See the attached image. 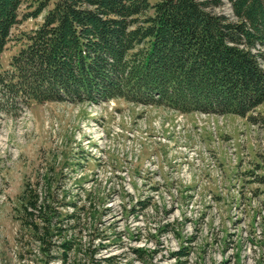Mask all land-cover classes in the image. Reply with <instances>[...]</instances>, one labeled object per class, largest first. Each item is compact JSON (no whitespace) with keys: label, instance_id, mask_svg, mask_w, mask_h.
Wrapping results in <instances>:
<instances>
[{"label":"rangeland","instance_id":"obj_1","mask_svg":"<svg viewBox=\"0 0 264 264\" xmlns=\"http://www.w3.org/2000/svg\"><path fill=\"white\" fill-rule=\"evenodd\" d=\"M43 1L22 0L4 70ZM216 11L234 18L227 0ZM11 110L0 105V264H146L137 248L148 264H264V102L245 117L125 99Z\"/></svg>","mask_w":264,"mask_h":264},{"label":"trees","instance_id":"obj_2","mask_svg":"<svg viewBox=\"0 0 264 264\" xmlns=\"http://www.w3.org/2000/svg\"><path fill=\"white\" fill-rule=\"evenodd\" d=\"M227 1L233 19L216 11L224 0H44L27 16L52 7L4 70L22 0H0V105L125 99L250 116L264 102V0Z\"/></svg>","mask_w":264,"mask_h":264}]
</instances>
